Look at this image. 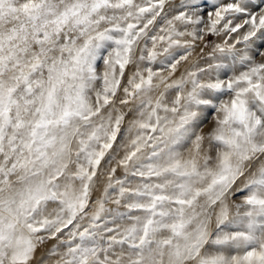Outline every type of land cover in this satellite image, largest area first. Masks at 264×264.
I'll return each mask as SVG.
<instances>
[{"label": "snow or ice", "instance_id": "1", "mask_svg": "<svg viewBox=\"0 0 264 264\" xmlns=\"http://www.w3.org/2000/svg\"><path fill=\"white\" fill-rule=\"evenodd\" d=\"M166 3L0 0V264H264V62H254L264 57V0H232L210 20L213 34L244 29L214 49L229 63L210 67L246 71L154 83L159 74L141 71L135 57L141 39L152 48L138 60L163 57L173 73L203 39L175 23H201L196 0L181 4L193 15L180 11L164 35L149 37ZM130 64L136 70L122 87ZM120 91L119 104L133 105L127 111L116 107ZM106 157L115 163L107 171ZM236 193L244 195L233 212ZM49 239L58 243L37 261Z\"/></svg>", "mask_w": 264, "mask_h": 264}, {"label": "rangeland", "instance_id": "2", "mask_svg": "<svg viewBox=\"0 0 264 264\" xmlns=\"http://www.w3.org/2000/svg\"><path fill=\"white\" fill-rule=\"evenodd\" d=\"M189 2H190V0H167V3L165 4L164 12L161 14L160 17H157L154 25H151L149 27V30H148L149 31V37H151L152 35H164L165 33L161 32L160 29L161 28H167L166 21L171 19L172 16L179 14L180 11H186V12H188L189 15H193L194 10L191 7H189V8H182L181 7L182 3H189ZM231 2H232V0H196V4H198L200 6V8H199V11L195 12V15L200 16L202 18L201 23L198 25L188 24L185 26L187 27L188 31H191L194 27L196 29H198L199 34L201 36H203V39L195 41L194 47L192 49L193 57H192V55L188 56V58L186 60H182L180 62V64L177 65V67L179 65H189V64L193 65L192 62L189 63V61L192 59L197 60V64L200 65V67L205 69V70L210 69V68L214 69L210 66L215 65L217 63H225V64L229 63V61L224 59V57L222 56V54L219 51H214V49H216L217 45L225 46V42H227L228 44L234 43L236 39L240 38V34L244 31V29H241L240 32H238V33H226L224 31H221L217 35V34L211 33L208 30V28L210 26V20L216 19L215 14H214L216 8L219 6L231 3ZM209 13H212L211 17L209 16ZM225 19L226 20L232 19L233 24L242 23V19H240L238 17L233 18L230 14L226 15ZM175 23H176V25H180L179 21H176ZM223 23H224V21H221V24L217 25V27L218 28L222 27ZM177 39H180V38L178 37ZM186 40H191V37H189V36L183 37L182 41H186ZM138 44H139V46H138L139 50H138V53H136L135 57L137 59V62L139 63V67H140L141 71H143V69L145 67H151L154 72H157L159 74L158 76L172 73V70L170 68H165L163 65L160 64L159 61L161 59H163V57H158L157 61L155 63H151V64L147 61V59H145L142 62L138 60L141 49H151L152 48V40L150 38H147V37L143 38L138 42ZM196 46H197V50L195 51ZM161 47H162V45H160L158 43L157 50L159 51ZM198 47H201V49ZM237 47L242 48L243 45L242 44L237 45ZM199 49H200V51H199ZM174 51H177L178 53L182 54L184 49L179 48V49H174ZM144 55H145V57L147 56V51L144 52ZM191 57H192V59L189 60V58H191ZM254 62L255 63L264 62V57L256 55ZM130 65H131L130 67L136 68V64H130ZM238 68H241V71L247 70L246 67H242L239 64H237L235 66V71H233L231 68L221 69L217 75L212 74L211 75L212 79L210 78V80H215L217 78V76H219L220 79H227L233 75H238L239 72H236V70ZM103 71H104L103 62L99 61L97 63V74L102 75ZM125 71H127V69ZM126 77H127V75H125V77L122 80V87L125 86L127 83ZM96 87H97V89L102 87V81H97ZM175 94H176L175 92H172V93L168 92L167 95L169 96V100L173 99ZM227 98L229 99L230 97L227 93H225L224 97L222 96V99L227 100ZM213 115L214 114L210 112L207 115V118L202 122V125L207 124L210 121L214 120ZM123 127H124V124L122 125V128ZM122 131H123V129H122ZM242 195H243V193H236L231 197L236 198V197L242 196Z\"/></svg>", "mask_w": 264, "mask_h": 264}, {"label": "bare ground", "instance_id": "3", "mask_svg": "<svg viewBox=\"0 0 264 264\" xmlns=\"http://www.w3.org/2000/svg\"><path fill=\"white\" fill-rule=\"evenodd\" d=\"M136 2L137 3H143L144 0H136ZM177 27L180 30H185V31L187 30V27L185 25L181 24V23H180V25H177ZM179 38L182 41L183 37H179ZM138 46H139V44H137V46H136L135 55H136V53H138V50H139L138 49ZM195 48L194 49L196 51L197 50V46ZM198 48L201 49V47H198ZM200 49H199V51H200ZM192 57H193V55H192ZM192 57L189 58V60L192 59ZM191 62H192L193 65H190V64L189 65H179L177 67V69L175 70L174 73L172 72L170 74H165V75H160V76L154 77V83L158 82L161 77L165 78L168 83H172L175 80H179L182 77H186L188 72H197V75H198V78L200 79V81L201 82H206L207 80H210V78L212 79V76H211L212 74H214V75H217L218 74L215 69H211V68L210 69H206L204 72H199L198 70L201 67H200V65L197 64V60L192 59V60L189 61V63H191ZM130 66L131 65H128L126 67V69H127V71H125V75H127L126 80H128V78L136 70V68H132ZM240 71H241V68H238L236 70V72H240ZM125 75H124V77H125ZM144 75H147V73H144ZM162 90H163V85H161V88L159 90H157V91H162ZM190 90H191V84L188 83V84L185 85V92L190 91ZM169 92H171V93L172 92H175L176 93V90L175 89H170ZM156 94H157L156 92L153 93L154 96ZM122 96H123V92L122 91L118 92L117 97L115 98L116 107L119 108V109H121V110L127 111V109L130 108V107H133V105L132 104H130L128 106L120 105L119 104V98L122 97ZM223 97H224V94H223ZM167 99L169 100V96L168 95H167ZM130 119H131V116L130 115L126 117V119L124 121V127L122 128L123 131L126 130V128L128 126V122H129ZM213 125H214V120L210 121L207 124H203V125L201 124L200 125V128L202 129V132L206 134V133H208L211 130V128L213 127ZM121 142L122 141L120 140V138H118L117 144H119ZM110 155H111V153H110ZM122 155H123V151H119V153L117 155V158H120ZM107 160H108V157H106L105 158V161H102V164H101V168L104 169L105 171H107V169L109 167H115V163L114 162L111 165H109L107 163ZM116 176L122 178L123 177V170L118 168L117 169V172H116ZM103 186H104L103 184L99 185L98 188H97V190L93 192L92 197H91L90 207H93L95 201L102 196ZM243 195L242 196H238L236 198H232V197L229 198L230 205L232 206V211L233 212L235 211L234 205L235 204H239V203L242 202ZM106 208L107 209H116V205L111 204V203H108V204H106ZM118 210L121 211V212L126 211V209H124L123 207L119 208ZM110 226L116 228V227H120L122 225H117L115 223H112ZM57 243H58L57 240H52V239L47 240L44 245L40 246L37 249V251H36V260L38 261L49 249H51ZM232 254L235 255L237 253H236L235 250H232Z\"/></svg>", "mask_w": 264, "mask_h": 264}]
</instances>
